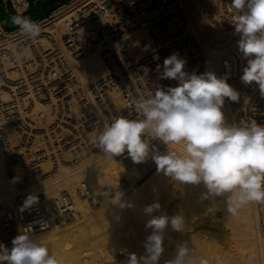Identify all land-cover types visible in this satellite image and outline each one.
Returning <instances> with one entry per match:
<instances>
[{
	"label": "built area",
	"instance_id": "2783aa9c",
	"mask_svg": "<svg viewBox=\"0 0 264 264\" xmlns=\"http://www.w3.org/2000/svg\"><path fill=\"white\" fill-rule=\"evenodd\" d=\"M7 1L15 17L28 15V0ZM69 11L61 36L44 28L49 20ZM233 15L231 0H69L36 20L42 28L38 40L23 38L0 50V111L15 110L18 119L9 124L8 117L0 114V143L9 139L10 128L23 142L24 138L35 140L28 134L46 133L42 139L52 140L47 146L61 147L57 154L68 152L75 157V152L82 153L75 161L80 160L96 152L91 138L95 140L104 126L88 119L90 112L101 113L106 124L120 115L139 118L133 99L149 90L178 86L175 79L161 78L165 58L178 54L186 61L184 71L196 74L205 68L210 50L225 48L216 76H226L239 93L238 101L225 98V103L240 112L239 124L255 120L264 125V96L255 82L245 85L241 80L247 59L238 47L240 34L235 32ZM21 37L17 27L7 29L0 19V44ZM17 47L28 49L23 63L10 60ZM89 56L99 57L106 73L83 89L74 66ZM10 73L15 77H9ZM3 94L8 96L6 102L1 99ZM36 104L50 108L52 123L36 124ZM69 198L65 195L62 200L67 203ZM15 209L18 220H13V210L7 212V225L0 226V242L7 241V229L14 237L24 232L34 237L48 230L44 208L38 203L29 208L18 204ZM258 232L264 234V221Z\"/></svg>",
	"mask_w": 264,
	"mask_h": 264
},
{
	"label": "bare ground",
	"instance_id": "6f19581e",
	"mask_svg": "<svg viewBox=\"0 0 264 264\" xmlns=\"http://www.w3.org/2000/svg\"><path fill=\"white\" fill-rule=\"evenodd\" d=\"M66 18L67 15L59 21L49 20L44 24L47 28H44L56 32L59 37L65 30L63 21ZM23 38L0 44V50L14 46ZM223 52H209L202 74L210 72L217 75L218 65L215 64ZM74 67L83 89L106 73L97 56L81 59ZM9 77L14 78L15 75L10 73ZM1 99L6 102L7 94H3ZM25 104H29L26 98ZM49 110L46 105L36 104V124L39 127L52 123ZM222 111L226 123L239 125L240 112L237 109L233 110L224 103ZM0 114L8 117L9 124L18 120L15 110H3ZM131 118L138 119L136 115ZM88 119L106 124L98 111L90 112ZM8 131L9 139L0 143V226L7 225L5 219L9 211L13 210L11 216L18 220L14 214L15 207L24 205L30 194L37 195L38 205L44 208L48 230L33 238L46 245L62 264H127L131 253L138 258L146 255L144 244L152 232L146 228V223L152 216L146 215L143 209L153 203L161 206L153 216L181 215L185 222L182 232L173 230L170 224L165 229L164 252L158 264H166L173 259L181 244L192 248L197 257L206 258L209 264H264V234L257 230L258 223L264 221V205L252 203L231 215L226 212L223 197L208 200L203 183L181 184L158 172L151 157L143 163H134L125 152L107 159L95 145L94 154L89 153V156L75 161L80 153L75 152V157L68 152L57 154L61 147L47 146L52 140L42 139L46 133L28 134L35 140L24 138L23 142L20 134L12 128ZM150 146H155L161 153L167 151V145L159 140H151ZM27 157L31 159L25 161ZM83 188L87 193L82 191ZM99 190L122 192L126 206L107 204L99 197ZM65 195L70 197L67 203L62 200ZM194 216L203 221L200 228L195 229ZM195 230L200 233L210 231V235L199 241L201 235ZM5 234L7 241L0 243L11 248L16 236L8 229Z\"/></svg>",
	"mask_w": 264,
	"mask_h": 264
},
{
	"label": "clouds",
	"instance_id": "9594fccd",
	"mask_svg": "<svg viewBox=\"0 0 264 264\" xmlns=\"http://www.w3.org/2000/svg\"><path fill=\"white\" fill-rule=\"evenodd\" d=\"M234 10L232 23L240 34L238 47L247 66L241 80L245 85L253 82L264 96V0H231ZM20 35L27 40H38L40 23L18 15L13 18ZM28 49L17 47L10 54L12 63H23ZM186 61L174 53L163 62L162 79H175L178 86L166 90L157 88L146 91L132 104L138 119L117 116L102 127L94 143L107 159L127 152L134 163H143L149 157L157 171L181 184L203 183L207 197H223L226 212L236 215L249 204L264 205V125L255 120L228 124L222 107L225 98L238 101L239 93L227 83V77H217L206 72L197 75L184 71ZM151 140L167 145L159 152L150 146ZM175 146V147H173ZM107 204L125 207L123 193L98 191ZM39 200L30 194L24 201L29 208ZM159 203L146 206L143 211L152 216L146 228L152 230L144 244L146 255L129 254L127 264H158L164 252L165 229L177 232L185 227L181 215L153 216L160 209ZM0 264H62L27 232L18 234L8 248L0 243ZM166 264H209L204 257H197L186 244L176 249L173 259Z\"/></svg>",
	"mask_w": 264,
	"mask_h": 264
},
{
	"label": "rangeland",
	"instance_id": "374dc122",
	"mask_svg": "<svg viewBox=\"0 0 264 264\" xmlns=\"http://www.w3.org/2000/svg\"><path fill=\"white\" fill-rule=\"evenodd\" d=\"M52 9V4L49 0H42V1H38L37 3H32L30 5V9H29V13H28V18H30L31 20H35L37 18H41L43 15H45L46 13H48L50 10ZM70 14L69 13H66L64 16H61V17H57L55 20L59 21L60 19H64L66 17V15ZM4 17V12H3V8L2 6L0 5V19H2ZM56 21V22H57ZM55 22V23H56ZM45 28H47V26H44ZM226 49V48H225ZM223 52L224 49L220 50V51H216V50H210L209 52H211L212 54H216L217 52ZM224 53V52H223ZM223 53H222V56H223ZM221 61V59H220ZM219 62L216 61V64L215 65H218L219 66ZM212 63H215V62H212ZM218 71V70H217ZM203 70H201L200 72H198L197 74L200 75L202 74ZM86 163V162H84ZM80 164H83V163H80ZM83 174V173H82ZM198 189H196L195 191L196 192H200L199 190L197 191ZM194 191V192H195ZM207 192V191H206ZM210 196L207 197L208 200H210ZM97 206V205H96ZM197 221H199L197 219V216H194L193 218V222H194V225H198L199 224V227H196L195 226V229L196 228H200L201 227V224L203 223V221H199V223H197ZM260 223V222H259ZM258 223V225H259ZM258 225H257V230H258ZM196 231V230H195ZM210 232V231H209ZM207 233V231H205L204 233H200V231H196V233H200L201 237L199 238V241L201 239H205L206 237H208L210 235V233Z\"/></svg>",
	"mask_w": 264,
	"mask_h": 264
},
{
	"label": "crops",
	"instance_id": "0c3cea01",
	"mask_svg": "<svg viewBox=\"0 0 264 264\" xmlns=\"http://www.w3.org/2000/svg\"><path fill=\"white\" fill-rule=\"evenodd\" d=\"M30 5L32 3H37L38 1H42V0H28ZM52 4V9L46 13L45 15H43L41 18H37L33 21H36V20H41L42 18L46 17L48 14H50L52 11L56 10L57 8H59L60 6L66 4L69 0H49ZM0 5L2 6L3 8V12H4V17L1 19L4 23H5V26L7 29H14L16 28L17 26H10L9 24L6 23L5 21V16L7 13H10V19L13 20V18L15 17L13 11H12V8H11V5L10 3L7 1V0H0ZM30 5H29V9H30ZM29 9H28V13H29ZM28 17V15L26 16Z\"/></svg>",
	"mask_w": 264,
	"mask_h": 264
},
{
	"label": "water",
	"instance_id": "95a60500",
	"mask_svg": "<svg viewBox=\"0 0 264 264\" xmlns=\"http://www.w3.org/2000/svg\"><path fill=\"white\" fill-rule=\"evenodd\" d=\"M5 21L7 24H9L10 26H15L12 22V20L10 19V13H7L6 16H5Z\"/></svg>",
	"mask_w": 264,
	"mask_h": 264
}]
</instances>
